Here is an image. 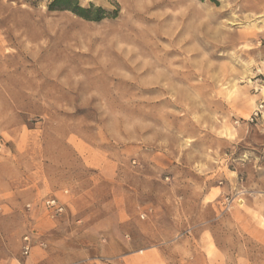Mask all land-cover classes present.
I'll return each instance as SVG.
<instances>
[{"label": "rangeland", "instance_id": "1", "mask_svg": "<svg viewBox=\"0 0 264 264\" xmlns=\"http://www.w3.org/2000/svg\"><path fill=\"white\" fill-rule=\"evenodd\" d=\"M53 1L0 0V259L264 264V0Z\"/></svg>", "mask_w": 264, "mask_h": 264}, {"label": "trees", "instance_id": "2", "mask_svg": "<svg viewBox=\"0 0 264 264\" xmlns=\"http://www.w3.org/2000/svg\"><path fill=\"white\" fill-rule=\"evenodd\" d=\"M49 9L70 11L73 14L89 21H99L108 17V14L102 8H95L92 5L88 8H83L79 5L78 0H54L49 5Z\"/></svg>", "mask_w": 264, "mask_h": 264}, {"label": "built area", "instance_id": "3", "mask_svg": "<svg viewBox=\"0 0 264 264\" xmlns=\"http://www.w3.org/2000/svg\"><path fill=\"white\" fill-rule=\"evenodd\" d=\"M44 208L49 212L51 215H61L64 212V206L60 204L58 200L55 198H48L44 201ZM31 249V243L28 237L24 238V246H23V254L28 255Z\"/></svg>", "mask_w": 264, "mask_h": 264}, {"label": "crops", "instance_id": "4", "mask_svg": "<svg viewBox=\"0 0 264 264\" xmlns=\"http://www.w3.org/2000/svg\"><path fill=\"white\" fill-rule=\"evenodd\" d=\"M30 264L29 261H22L20 258L12 259V258H3L0 259V264Z\"/></svg>", "mask_w": 264, "mask_h": 264}]
</instances>
